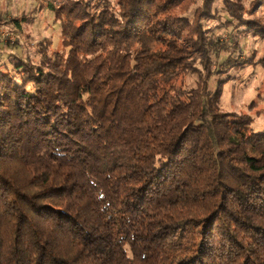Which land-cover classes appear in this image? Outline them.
<instances>
[{"label":"trees","instance_id":"obj_1","mask_svg":"<svg viewBox=\"0 0 264 264\" xmlns=\"http://www.w3.org/2000/svg\"><path fill=\"white\" fill-rule=\"evenodd\" d=\"M34 2L0 24L63 50L0 47V264H264V130L221 106L264 0Z\"/></svg>","mask_w":264,"mask_h":264},{"label":"rangeland","instance_id":"obj_2","mask_svg":"<svg viewBox=\"0 0 264 264\" xmlns=\"http://www.w3.org/2000/svg\"><path fill=\"white\" fill-rule=\"evenodd\" d=\"M34 5V0H0V13H3L7 19H10L12 16L29 14L30 11H32V8H34ZM220 33L222 34L223 40H229L231 37H235L230 30L224 28ZM59 34V23L54 22L53 14L46 11L39 17L36 15L31 22H21L19 28L11 23L0 24V47L6 52H16L21 46H16L11 50L8 45L14 46L18 37L20 43L27 46L28 43H36L45 36H51L53 38L51 49L54 51H62L63 47L61 45ZM238 42L241 55L246 56L252 54V52H256L257 58L264 55L263 40H258L252 36H244V34H241V36L238 37ZM33 49L34 48H29L32 55L35 53ZM23 50H26V48ZM227 55L228 53H225L221 56L220 62H222ZM230 75L231 79L225 83L221 106L225 110L250 113L254 118L253 127L255 130L263 131L264 68L260 64L245 65L241 68L232 69ZM186 82L189 86H193L195 83V77H188ZM253 101L257 103V107L254 110L249 108V104Z\"/></svg>","mask_w":264,"mask_h":264}]
</instances>
